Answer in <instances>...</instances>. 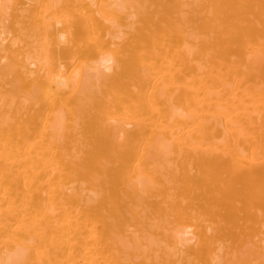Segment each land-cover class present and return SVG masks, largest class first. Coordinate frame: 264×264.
Masks as SVG:
<instances>
[{
    "label": "bare ground",
    "instance_id": "6f19581e",
    "mask_svg": "<svg viewBox=\"0 0 264 264\" xmlns=\"http://www.w3.org/2000/svg\"><path fill=\"white\" fill-rule=\"evenodd\" d=\"M0 264H264V0H0Z\"/></svg>",
    "mask_w": 264,
    "mask_h": 264
}]
</instances>
